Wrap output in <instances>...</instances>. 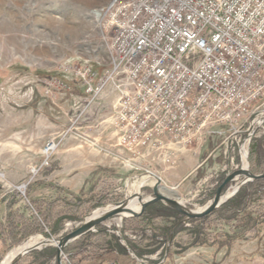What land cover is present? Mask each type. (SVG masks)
<instances>
[{
    "label": "rangeland",
    "instance_id": "374dc122",
    "mask_svg": "<svg viewBox=\"0 0 264 264\" xmlns=\"http://www.w3.org/2000/svg\"><path fill=\"white\" fill-rule=\"evenodd\" d=\"M110 1L0 0V222L2 223L7 219L9 204L15 199L21 198L17 206L25 204L31 206L32 201L35 200L60 198V193L67 196L78 194L82 197H86L85 195H88L92 189L98 193L99 182L91 183L90 180L86 188L78 191L72 190L58 180L47 178L63 166L76 165L74 161L77 158H85L93 162L105 154L102 158L104 162H115V165L124 169V173H134L128 180H122L119 176L109 179L108 182L111 184L105 191L106 193L110 191L109 194L114 195V200L108 204L131 195L139 188L141 181L139 176L145 170L134 168L132 164L136 158L133 154L122 148L117 143L116 137L109 139L106 143L107 147L100 146L95 139L101 131L99 124L102 123V119H99L100 110L97 103L91 107V110L83 114L81 112L82 116L79 115L80 110L84 108L82 105L86 91L75 71L83 64L95 66L108 61L109 44L100 31L95 10ZM67 65L71 66L69 71L66 70ZM263 102L264 99L258 104ZM104 124L109 125L108 122ZM248 127L249 123L244 124L241 131L243 133L232 137L225 126L216 125L210 129L216 132L210 131L203 146L209 140L210 148H218L219 155L215 160L219 163L211 159L204 169L197 170L198 173L189 185L182 187L192 199L190 204L193 208H200L211 198L214 193L208 195L216 187L221 173L232 171L242 164L244 166L246 154H243L242 149L245 148L247 153L251 141L244 142ZM218 131L225 132L220 134ZM263 135L264 124L255 136ZM243 144L246 146H242ZM198 156L199 153L194 155V160ZM131 158L133 162L128 163L127 160ZM150 161L145 163L160 169L166 167L168 171H172L175 166L155 160ZM86 166L81 167L80 171L90 168L91 172L99 170L94 164ZM153 181V179L148 180L146 184L152 185ZM149 187L142 188L144 195H148L145 192H148L146 189ZM163 187L166 195L174 197L168 191L170 188L165 185ZM4 209L5 216H3ZM54 209L59 211L61 208L56 206ZM261 209L264 210V206ZM122 220L110 219L101 226L108 224L115 226L119 222L122 223ZM190 220L185 222L187 225L185 228L190 227L188 223ZM261 220L263 223L252 227L248 232L238 229L235 225L240 224L236 221L232 224L234 228H229L217 219L213 220L212 225H208L204 231L209 235L196 242L190 238L186 229H181L176 236V241L179 243L171 246L175 228L185 224L176 222L171 228L170 239L166 246L161 244L154 254H149L145 258L132 256L130 253L129 256L104 255L101 259L109 261L116 258L118 264H264V218ZM81 223L82 221L67 220L62 231L50 237H60ZM153 233L150 229H146L131 230L130 234L133 236L132 239L140 241ZM34 239L36 238L32 241ZM37 240L40 238L37 237ZM16 247L8 248L0 240V264ZM64 254L67 259L62 263L69 264L70 254ZM55 261L56 258L48 264H55Z\"/></svg>",
    "mask_w": 264,
    "mask_h": 264
},
{
    "label": "built area",
    "instance_id": "2783aa9c",
    "mask_svg": "<svg viewBox=\"0 0 264 264\" xmlns=\"http://www.w3.org/2000/svg\"><path fill=\"white\" fill-rule=\"evenodd\" d=\"M95 13L110 56L75 71L82 113L109 100L105 122L134 158L174 166L213 126L242 134L264 110V0H111Z\"/></svg>",
    "mask_w": 264,
    "mask_h": 264
},
{
    "label": "trees",
    "instance_id": "16d2710c",
    "mask_svg": "<svg viewBox=\"0 0 264 264\" xmlns=\"http://www.w3.org/2000/svg\"><path fill=\"white\" fill-rule=\"evenodd\" d=\"M100 69L99 65L94 66ZM249 161L250 171L254 174L264 172V135L252 137L249 144ZM226 172L219 175L217 185L208 195L211 196L216 188L224 180ZM106 189L102 188L98 193L92 189L86 197L78 196V194H70L67 196L60 193V198L42 199L32 201L30 205L17 206L21 198L15 199L9 204L7 219L0 222V240H2L8 248L18 246L23 240L33 234H43L45 236L58 235L65 226L67 220L83 221V219L98 207L107 205L112 202L113 194L106 193ZM145 190V189H144ZM146 194L151 193L149 187ZM264 178L254 180L242 186L229 200L223 203L217 210L204 219H191L187 225L180 224L175 228L172 245H176V236L181 229H186L193 241H199L206 238L209 234L204 233L208 225H212V221L221 222L224 226L233 227V222H238V229L248 232L254 226L263 221L264 210ZM262 202V203H261ZM59 206L58 211L54 209ZM56 210V211H55ZM183 215L172 207L157 202L149 206L144 213L139 216L125 218L122 220L121 233L126 245L138 257L145 258L149 254H154L158 246L161 244L166 246L170 239L171 228L180 220ZM214 221V222H217ZM211 222V223H210ZM115 228V227H113ZM234 228V227H233ZM150 229L154 232L149 237H144L140 241L132 239L125 235L127 230H146ZM91 249L102 250V252L91 251ZM69 253V264H100L107 261L101 258L104 255H128L125 246L118 241V237L114 233L107 232L100 226L97 232H91L80 239L70 243L64 250ZM56 247L48 246L41 250H33L24 255L16 264H48L56 258ZM111 258V257H110ZM116 258L112 260L115 261ZM72 261V262H71ZM86 263H83L85 262ZM111 261V260H109ZM118 261V260H117ZM98 262V263H97ZM68 264V263H67Z\"/></svg>",
    "mask_w": 264,
    "mask_h": 264
},
{
    "label": "water",
    "instance_id": "95a60500",
    "mask_svg": "<svg viewBox=\"0 0 264 264\" xmlns=\"http://www.w3.org/2000/svg\"><path fill=\"white\" fill-rule=\"evenodd\" d=\"M263 124L264 110L261 111L260 117H258L256 121L251 123V125L245 132L246 137L244 138V142L250 141ZM246 158L247 167L245 168L242 164L240 167H237L232 171H228L226 173L225 179L218 186L211 198L197 209L193 208L191 205L181 199L166 195L163 192L164 187L162 178L154 171L145 170L139 176L141 181L139 183V188L137 191L133 192L131 195H126L123 199L117 202L96 208L84 218V220L78 227L74 228L64 235H61L60 237H50L43 234H36L31 236L27 240L23 241L18 247L22 246L33 238L41 237V239L35 243L33 242L29 246L21 248L14 255L9 264H16L24 255L28 254L29 252L33 250H41L48 246L56 247L57 255L55 264H63L62 261L64 250L70 243L80 239L88 233L99 231V227L101 225H104L105 222L110 219H125L139 216L144 213V211L149 206L157 202H162L180 212L183 215V218L178 223H185L190 219H204L211 215L215 210H217L223 203L229 200L242 186L254 180L264 178V173L254 174L250 171L249 149L247 150ZM145 176H149L150 180L153 179L154 183L152 185L146 184L148 180L144 181ZM145 186L151 187V193L148 195H144L142 193V188ZM229 190L233 191H231V194L228 197H225ZM201 208L202 210H199ZM127 251L132 256H136V254L132 252L129 247H127Z\"/></svg>",
    "mask_w": 264,
    "mask_h": 264
},
{
    "label": "crops",
    "instance_id": "0c3cea01",
    "mask_svg": "<svg viewBox=\"0 0 264 264\" xmlns=\"http://www.w3.org/2000/svg\"><path fill=\"white\" fill-rule=\"evenodd\" d=\"M83 105H82V107H84ZM98 109L100 110L99 119L100 120L102 119V123L99 124L100 125L99 128L101 129V131L98 133V135H97V137H95V139L98 141L100 146L107 147L106 143L109 142V139L115 138V134L113 132L112 127L110 125L104 124V123H106L105 120L107 119V117L109 115V100H106V99L102 100L100 102V105H98ZM81 112H83L82 109L80 110V113H79L80 116H82ZM210 144H211L210 141L207 140L205 142L204 146L202 144L201 146H197V147H193L190 149L183 150L180 153L178 160H177V163L173 167L172 171H168L166 169V167L161 168V169H160V167L157 168L156 166L150 167V165L145 163L147 161L151 162L149 158H142V157L136 158V160L134 159L135 161L132 165H134V168L137 170H148L149 169V170L157 173L162 178L163 185H165V187L167 186L168 188H170V189H168V188H166V189H168V191L171 193L172 196L177 197V198L182 197L181 199H184V201L186 203H188L189 205L192 206V204H190L192 199L189 198L187 193L184 192V188L182 189V187L189 185L190 181L192 182V180L195 178L194 176H196V174L198 173L197 170H200V168L204 169L206 164H208V162L211 159L213 162L219 163L217 160H215V158H217V156L219 155L218 150H217L218 148H216V147L210 148L209 147ZM201 147H203L202 150H201ZM198 153H199V156L196 157V159L194 160L193 156L198 154ZM104 155H101L100 159H98L96 161L93 160V162L90 161L89 159L77 158L74 161V163L76 165L71 164L68 167L63 166L60 170L51 173L47 178L58 180V181H60V183H62L65 186L70 187L72 190L80 191V190H82V188H86L87 185L90 184V182H89L90 180H91V183L99 182L100 189L104 188V189L108 190L109 185L111 184V182H108L109 179L112 180L113 178H118L117 176H119L122 180H126V179L128 180L131 177H133L134 173H130V174L124 173V169L115 165V162H112V163H111V161H108V162L105 161L104 162L102 159ZM201 155L202 156L204 155V156L202 157ZM92 164L97 166V168L99 169L97 172H91L92 171L91 168L87 169L86 171L85 170L80 171L81 167L82 168L87 167L86 165H92ZM113 164L115 166L110 167ZM167 168H168V166H167ZM76 169H77V171H76ZM109 169H111V170H109ZM74 170L76 172H74ZM201 173H203V172L201 171ZM144 179H145V177H144ZM4 212L5 213H3L4 214L3 216H5V214H6L5 209H4ZM112 226H114V225L108 224V225H105L103 227V229L106 230L107 232L114 233L118 237V241L120 242V244L122 246H125L126 250H127L128 246L126 245L125 240L122 238V233L120 231L122 223L119 222L118 224H116L114 226L115 228H113ZM130 233H131V230H127L125 232V235H128L129 237H131L132 235ZM33 235H36V234H33ZM33 235H31V236H33ZM25 240H23V241H25ZM91 251H93L94 253H95V251L102 252V250H97V249H95V250L91 249ZM83 263H86V261Z\"/></svg>",
    "mask_w": 264,
    "mask_h": 264
},
{
    "label": "bare ground",
    "instance_id": "6f19581e",
    "mask_svg": "<svg viewBox=\"0 0 264 264\" xmlns=\"http://www.w3.org/2000/svg\"><path fill=\"white\" fill-rule=\"evenodd\" d=\"M246 146V144H243L242 146ZM243 150V154L245 155L246 154V156H247V153H246V149L245 148H243L242 149ZM246 161H247V158H246ZM245 161V163H244V167L246 168L247 167V162ZM147 177V179H144V181H147V180H150L149 179V176H145V178ZM231 191H233V190H230V191H228L227 192V194L225 195V197H228L230 194H231ZM169 196V195H168ZM136 209H138V208H136ZM199 210H202V208L201 209H199ZM38 238H40L41 239V237H38ZM37 241H39V240H37V237H36V239H34L33 241H32V239L30 240V241H28V242H26L25 244H23L22 246H20V247H16L14 250H12L11 252H9L6 256H5V258L3 259V261L1 262V264H9L10 263V261L13 259V257H14V255L21 249V248H23V247H25V246H29V245H31L33 242L35 243V242H37Z\"/></svg>",
    "mask_w": 264,
    "mask_h": 264
}]
</instances>
